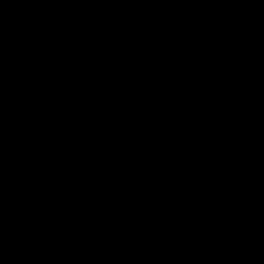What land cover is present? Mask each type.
Segmentation results:
<instances>
[{
	"label": "trees",
	"instance_id": "1",
	"mask_svg": "<svg viewBox=\"0 0 264 264\" xmlns=\"http://www.w3.org/2000/svg\"><path fill=\"white\" fill-rule=\"evenodd\" d=\"M53 0H0V264H56L76 147ZM90 153L69 264H264V0H65Z\"/></svg>",
	"mask_w": 264,
	"mask_h": 264
},
{
	"label": "water",
	"instance_id": "2",
	"mask_svg": "<svg viewBox=\"0 0 264 264\" xmlns=\"http://www.w3.org/2000/svg\"><path fill=\"white\" fill-rule=\"evenodd\" d=\"M54 24L57 33L58 50L68 96V104L72 118L77 164L76 207L70 233L64 244L56 264H69L79 245L90 208V153L87 146V129L79 91V78L76 74L74 57L67 26L65 0H53Z\"/></svg>",
	"mask_w": 264,
	"mask_h": 264
}]
</instances>
